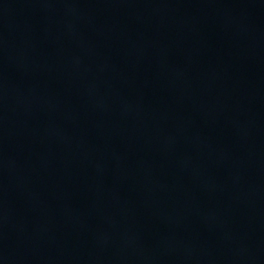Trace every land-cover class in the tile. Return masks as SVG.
<instances>
[{"label":"water","instance_id":"obj_1","mask_svg":"<svg viewBox=\"0 0 264 264\" xmlns=\"http://www.w3.org/2000/svg\"><path fill=\"white\" fill-rule=\"evenodd\" d=\"M0 16L264 149V0H0Z\"/></svg>","mask_w":264,"mask_h":264}]
</instances>
